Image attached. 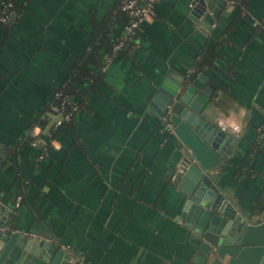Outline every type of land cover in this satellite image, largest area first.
<instances>
[{
	"label": "crops",
	"instance_id": "crops-1",
	"mask_svg": "<svg viewBox=\"0 0 264 264\" xmlns=\"http://www.w3.org/2000/svg\"><path fill=\"white\" fill-rule=\"evenodd\" d=\"M120 1L19 0L14 18L0 23L5 229L67 246L75 263L197 264L176 215L182 192L171 172L181 143L163 128L153 98L169 70L210 78L211 123L233 139L219 180L243 210L264 213V0H224L207 28L189 17L194 0H159L106 57L101 80L81 87L79 111L55 126L54 90L65 86L93 22L122 30ZM203 46L218 51L211 67L199 68ZM40 115L48 122L34 146L31 123Z\"/></svg>",
	"mask_w": 264,
	"mask_h": 264
},
{
	"label": "water",
	"instance_id": "water-1",
	"mask_svg": "<svg viewBox=\"0 0 264 264\" xmlns=\"http://www.w3.org/2000/svg\"><path fill=\"white\" fill-rule=\"evenodd\" d=\"M193 3L189 17L207 28L225 1ZM209 79L202 72L169 70L153 98L160 116L169 115L172 132L181 143L171 172L172 183L182 192L177 220L189 229L197 264H264V213L239 207L216 172L230 155L233 139L211 123L210 117L216 115L215 85ZM9 222L0 204V264H77L55 244L5 229Z\"/></svg>",
	"mask_w": 264,
	"mask_h": 264
},
{
	"label": "trees",
	"instance_id": "trees-1",
	"mask_svg": "<svg viewBox=\"0 0 264 264\" xmlns=\"http://www.w3.org/2000/svg\"><path fill=\"white\" fill-rule=\"evenodd\" d=\"M5 3L12 0H3ZM13 2V10L18 8V2ZM16 4V5H15ZM3 7L0 11V15L2 13ZM123 14L124 24L128 22V17L126 14ZM122 34V30L111 31L107 28L104 29L102 25H98L97 23H92V28L90 33L88 34V44L82 50L79 55H76L70 63V66L67 68V79L65 86L60 85L57 87L52 96L51 104H59L61 98H56L55 93L57 91L62 92L63 95H67L73 101L79 100L84 96L85 90L81 89L84 85H94L98 83L102 78L101 69L105 63L106 57L112 54V49L114 44L117 42L118 38ZM199 55V68L202 67H211L214 65L217 57L218 51L216 48H211L210 46H203L198 48ZM87 83V84H85ZM82 92V93H81ZM48 122V118L43 117L41 115L36 117L32 123L31 127H44Z\"/></svg>",
	"mask_w": 264,
	"mask_h": 264
},
{
	"label": "built area",
	"instance_id": "built-area-1",
	"mask_svg": "<svg viewBox=\"0 0 264 264\" xmlns=\"http://www.w3.org/2000/svg\"><path fill=\"white\" fill-rule=\"evenodd\" d=\"M12 1H19V0H12ZM9 1L7 3H4L3 10L0 15V23H6L8 21H11L14 18V10L13 8V2ZM159 0H121L120 1V11L128 17V22L123 25L122 28V34L118 38L117 42L114 44L112 49V54L118 53L126 41L131 38L133 35H136L137 32L140 29L141 23H143L146 20H150L153 16V9L156 2ZM56 98H61L59 104H51L49 106L50 112L57 116L58 118L55 120L54 125L60 126L64 122L70 121L76 112L79 111L80 106L78 103L73 101L70 97L67 95H63L62 92L57 91L55 93ZM164 127L171 131L173 129V125L169 120L168 116H165L162 119ZM41 130L40 127L33 126L31 128V134L33 136L32 145H38L39 141V134ZM45 152V151H44ZM42 153L40 155V158H42L46 153ZM21 197H18V201H20ZM17 233L23 236H33L34 234L27 232V231H21L16 230ZM63 250L67 249V246L60 245L58 246ZM69 250V249H67ZM77 264H91L89 262L84 261L82 258H78L76 261Z\"/></svg>",
	"mask_w": 264,
	"mask_h": 264
},
{
	"label": "flooded vegetation",
	"instance_id": "flooded-vegetation-1",
	"mask_svg": "<svg viewBox=\"0 0 264 264\" xmlns=\"http://www.w3.org/2000/svg\"><path fill=\"white\" fill-rule=\"evenodd\" d=\"M165 116H168V117H169L168 114H165L164 116H162V119H163ZM169 120H170V118H169ZM170 122H171V121H170ZM172 125H173V124H172ZM162 126H163V128H164L166 131H168V130L164 127L163 122H162Z\"/></svg>",
	"mask_w": 264,
	"mask_h": 264
},
{
	"label": "clouds",
	"instance_id": "clouds-1",
	"mask_svg": "<svg viewBox=\"0 0 264 264\" xmlns=\"http://www.w3.org/2000/svg\"><path fill=\"white\" fill-rule=\"evenodd\" d=\"M233 131L239 132L240 129L238 127H236V126H233Z\"/></svg>",
	"mask_w": 264,
	"mask_h": 264
}]
</instances>
